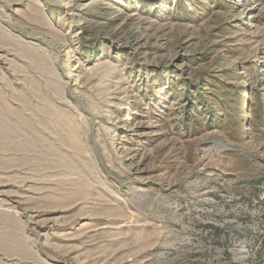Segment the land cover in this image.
I'll return each mask as SVG.
<instances>
[{"label":"rangeland","instance_id":"rangeland-1","mask_svg":"<svg viewBox=\"0 0 264 264\" xmlns=\"http://www.w3.org/2000/svg\"><path fill=\"white\" fill-rule=\"evenodd\" d=\"M250 213L264 0H0V264H216Z\"/></svg>","mask_w":264,"mask_h":264},{"label":"built area","instance_id":"built-area-1","mask_svg":"<svg viewBox=\"0 0 264 264\" xmlns=\"http://www.w3.org/2000/svg\"><path fill=\"white\" fill-rule=\"evenodd\" d=\"M249 218L253 224H245L241 231H237L240 238L237 246L218 249L216 264H264V217L258 213H250ZM237 252L240 255L239 261ZM211 257L204 259L212 263Z\"/></svg>","mask_w":264,"mask_h":264}]
</instances>
